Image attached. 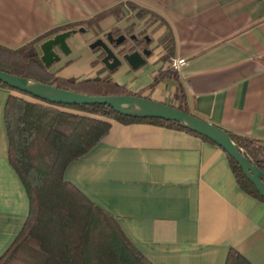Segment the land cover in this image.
Returning <instances> with one entry per match:
<instances>
[{
  "label": "crops",
  "instance_id": "1",
  "mask_svg": "<svg viewBox=\"0 0 264 264\" xmlns=\"http://www.w3.org/2000/svg\"><path fill=\"white\" fill-rule=\"evenodd\" d=\"M71 26L54 78L106 79L130 94L181 106L230 134L264 144V0H0V45H40ZM85 32H79V29ZM146 32L138 69L109 71L91 47L108 32ZM64 31V32H65ZM172 59L187 63L178 71ZM180 91V96L177 93ZM0 87V256L29 211L8 162ZM107 136L64 178L115 220L151 264H225L230 250L264 264V202L238 185L226 153L202 138L150 122L109 120Z\"/></svg>",
  "mask_w": 264,
  "mask_h": 264
},
{
  "label": "trees",
  "instance_id": "2",
  "mask_svg": "<svg viewBox=\"0 0 264 264\" xmlns=\"http://www.w3.org/2000/svg\"><path fill=\"white\" fill-rule=\"evenodd\" d=\"M69 28H57L54 32L62 33ZM35 43L17 49L0 45V71L87 96H139L106 79L76 82L54 78L37 54ZM0 87L14 91L2 83ZM22 95L37 102L9 95L4 106V123L8 162L26 191L29 211L20 232L0 256V264H151L123 235L113 218L65 180L66 168L107 136L109 120L166 125L213 142L176 123L125 117L105 105H56ZM176 108L189 114L181 106ZM226 133L248 161L264 172V144ZM227 157L237 185L264 202L241 168ZM225 264L249 263L230 250Z\"/></svg>",
  "mask_w": 264,
  "mask_h": 264
},
{
  "label": "water",
  "instance_id": "3",
  "mask_svg": "<svg viewBox=\"0 0 264 264\" xmlns=\"http://www.w3.org/2000/svg\"><path fill=\"white\" fill-rule=\"evenodd\" d=\"M74 32L69 30L59 33L40 45L41 60L47 68L59 60L57 49L64 54L68 53L66 40ZM79 32H85V29L81 28ZM106 37L107 43L99 39L91 47H100L104 55L101 58V64L109 71L118 69L123 63L128 64L133 69H138L146 64L147 58L151 55L149 49L125 51L123 36L118 40H113L112 33L108 32ZM0 83L14 91L51 104L65 106L105 105L115 113L125 117L159 119L176 123L184 129L211 140L220 147L236 162L247 180L254 186L258 194L264 198V172L248 161L242 150L223 129L181 109L142 96H87L2 71H0Z\"/></svg>",
  "mask_w": 264,
  "mask_h": 264
},
{
  "label": "flooded vegetation",
  "instance_id": "4",
  "mask_svg": "<svg viewBox=\"0 0 264 264\" xmlns=\"http://www.w3.org/2000/svg\"><path fill=\"white\" fill-rule=\"evenodd\" d=\"M112 33V32H111ZM123 36L124 43L123 47L125 51H134V50H144L149 49V46L151 44V39L149 35L146 34V32H139L137 34H134L132 32H120L112 33L113 40H118L120 37ZM104 42L107 43V37L104 36L103 39ZM114 46V44H112ZM100 48L99 46H97ZM104 55H102L103 57Z\"/></svg>",
  "mask_w": 264,
  "mask_h": 264
},
{
  "label": "built area",
  "instance_id": "5",
  "mask_svg": "<svg viewBox=\"0 0 264 264\" xmlns=\"http://www.w3.org/2000/svg\"><path fill=\"white\" fill-rule=\"evenodd\" d=\"M186 63L187 61L185 59H172L168 63V68L172 71H178Z\"/></svg>",
  "mask_w": 264,
  "mask_h": 264
},
{
  "label": "rangeland",
  "instance_id": "6",
  "mask_svg": "<svg viewBox=\"0 0 264 264\" xmlns=\"http://www.w3.org/2000/svg\"><path fill=\"white\" fill-rule=\"evenodd\" d=\"M145 31H146V30H145ZM145 31H144V32H145ZM13 92H14V91H13ZM14 95H15V96H18V97H21V98H23V99H25V100L31 101V102H37V100H35V99L31 98V97L24 96V95H22V94H20V93H17V92H14Z\"/></svg>",
  "mask_w": 264,
  "mask_h": 264
}]
</instances>
